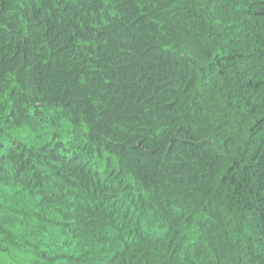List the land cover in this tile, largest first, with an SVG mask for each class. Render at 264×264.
Segmentation results:
<instances>
[{
    "label": "trees",
    "instance_id": "16d2710c",
    "mask_svg": "<svg viewBox=\"0 0 264 264\" xmlns=\"http://www.w3.org/2000/svg\"><path fill=\"white\" fill-rule=\"evenodd\" d=\"M0 264H264V0H0Z\"/></svg>",
    "mask_w": 264,
    "mask_h": 264
}]
</instances>
